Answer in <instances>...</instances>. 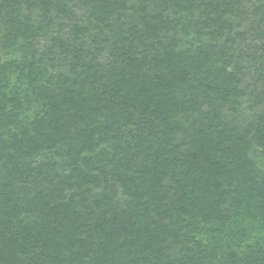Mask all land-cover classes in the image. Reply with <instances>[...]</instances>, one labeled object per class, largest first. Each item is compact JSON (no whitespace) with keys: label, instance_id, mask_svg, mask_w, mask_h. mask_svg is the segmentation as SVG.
<instances>
[{"label":"trees","instance_id":"obj_1","mask_svg":"<svg viewBox=\"0 0 264 264\" xmlns=\"http://www.w3.org/2000/svg\"><path fill=\"white\" fill-rule=\"evenodd\" d=\"M0 264H264V0H0Z\"/></svg>","mask_w":264,"mask_h":264}]
</instances>
